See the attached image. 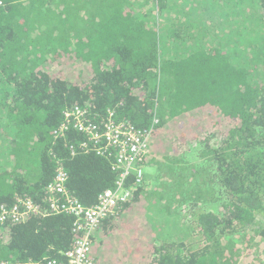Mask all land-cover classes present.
Masks as SVG:
<instances>
[{
    "label": "trees",
    "instance_id": "trees-1",
    "mask_svg": "<svg viewBox=\"0 0 264 264\" xmlns=\"http://www.w3.org/2000/svg\"><path fill=\"white\" fill-rule=\"evenodd\" d=\"M171 1L0 0V209L30 198L39 210L0 222V263L65 264L62 252L84 235L72 217L48 209L57 167L85 208L115 190L112 149L84 151L72 130L54 135L63 110L80 107L98 130L111 112L146 132L152 158L143 171L157 166L149 182L127 174L126 200L89 232L93 264H264V86L255 79L264 67V0L207 4L235 38L211 36L193 0L177 4L183 20H174ZM191 143L188 165L176 155ZM187 177L188 201L180 191ZM156 201L172 203L166 214L186 203L185 236L159 241L149 225Z\"/></svg>",
    "mask_w": 264,
    "mask_h": 264
},
{
    "label": "built area",
    "instance_id": "built-area-1",
    "mask_svg": "<svg viewBox=\"0 0 264 264\" xmlns=\"http://www.w3.org/2000/svg\"><path fill=\"white\" fill-rule=\"evenodd\" d=\"M69 130L84 136L85 140L80 144L84 151L92 148L99 154L103 150L112 149L115 153L113 169L121 172L115 190L104 192L99 197L97 204L88 208L73 202L67 195L65 188L67 177L62 167L55 169L53 181L45 188L50 214L72 217L75 230L84 233L73 241L69 249L62 252L66 260L65 264H93L89 232L96 228L104 217L111 214L120 201L126 200L127 191L123 189L122 183L127 174L134 175L137 182L143 180L145 172L142 166L151 160L152 154L147 144V133L117 121L111 112L102 122L101 129L98 130L89 120L87 109L67 108L62 112L61 121L54 131V135L60 137ZM99 142L102 144L101 147H97ZM16 201L17 203L12 208L2 207L0 209V222L11 220L17 223L32 214H39L38 208L30 198L17 199ZM27 264L34 263L28 262ZM41 264L61 263L46 261Z\"/></svg>",
    "mask_w": 264,
    "mask_h": 264
},
{
    "label": "rangeland",
    "instance_id": "rangeland-1",
    "mask_svg": "<svg viewBox=\"0 0 264 264\" xmlns=\"http://www.w3.org/2000/svg\"><path fill=\"white\" fill-rule=\"evenodd\" d=\"M149 1L153 2V0H149ZM181 1L182 0H175V2H174L172 0L171 1L172 6L167 10L169 12L170 16L172 18L174 17V20L175 19L183 20V18L179 14V8H178L179 6L177 5ZM193 1L202 7V11L200 13L199 18L201 19L202 16L204 17L205 25H206L205 29H207L209 31L211 36L213 34H216L217 38H221V37H225V36L227 38H235L238 36V35H235V33L238 32L237 30L231 31L230 28L222 25L219 21H215V19L212 18V16L216 18L217 9L207 7V4L209 2H212L211 0H193ZM217 1H219V0H217ZM142 4H143L144 8L147 7L148 10H152V4L145 5V3L143 1H142ZM197 12L198 11L196 9L193 12H191V10H190L189 12H187L186 17L188 19H190L192 16H195V14ZM165 13L163 14L164 17H162L160 15V25L161 26L163 24L164 18L166 17ZM212 19L215 21L216 29L213 27H210V30H209L208 29L209 23H211ZM232 25L243 26V27L245 26L244 24H240L239 20L233 21ZM193 29L194 28H192V32H193ZM245 33L252 34V38H254L253 32H246V30H245ZM208 40H210V39H208ZM187 44H189V43H187ZM189 45L191 46V45H198V44H197L196 40L195 41L192 40V42ZM182 48L183 47L178 48L175 46V48L173 49L174 54L180 53L182 51ZM242 49H243V47H242ZM258 59H259L258 63L263 64L262 63V54L259 56ZM258 69H260V71H258V76H256L255 79L259 84L264 86V67H262V69H261V67L259 66ZM192 147H193V149L191 150ZM196 148H197L196 145H194L192 143L188 144L186 147H184L182 149V151L178 155H176V157H178L182 161V163L187 162V163H189L188 165H190V164L192 165V163L196 162V158H195L196 152L194 151ZM190 151L192 153L189 155ZM181 156H183V157H181ZM192 158H195V162L192 160ZM151 163L152 162H150V164ZM167 164L176 165L175 163L164 162V165H167ZM180 164H181V162H180ZM156 169H157L156 165H153L152 167L150 166V168L148 166V169L145 171L146 179L148 182L155 178V176L157 174ZM191 180H192V178H188L187 184L184 186V184L182 183L180 186V187H182L180 189V191L182 192L185 200H187V201L190 198L189 193L191 192V189L188 188V186H189V183L191 182ZM166 181H168L170 183V179H168ZM175 182L179 183V182H182V180L177 178V179H175ZM171 196L173 197V193L168 190V200L170 199ZM156 202H157V205L155 207H152V213L150 215L151 216V220H150L151 223L149 225H153V227L156 229L159 228L158 231L162 232V233L157 232L158 238H160L161 240H159L157 237H155V239L157 238L159 241H162V240H169V241L175 240V241H177L179 238H182L183 236H185V234L187 233L188 227H189L188 226L189 216L187 215L189 207L186 206V203L181 205L180 207L177 205V207H178L177 209H175V210L172 209V212L170 214H166V213H164L165 210H163V208H166L167 206L172 208L173 207L171 205L172 203H168L166 201H164V202L163 201L162 202L156 201ZM188 204H191V202L187 203V205ZM158 211H160L159 215H157ZM184 214L186 215V217L184 216ZM147 216H148V214H147ZM188 232H189V230H188Z\"/></svg>",
    "mask_w": 264,
    "mask_h": 264
},
{
    "label": "bare ground",
    "instance_id": "bare-ground-1",
    "mask_svg": "<svg viewBox=\"0 0 264 264\" xmlns=\"http://www.w3.org/2000/svg\"><path fill=\"white\" fill-rule=\"evenodd\" d=\"M145 177H146V175H145ZM145 177H144V178H145ZM66 181H67V180H66ZM65 183H66V182H65ZM88 238H89V234H88ZM89 240H90V238H89Z\"/></svg>",
    "mask_w": 264,
    "mask_h": 264
},
{
    "label": "clouds",
    "instance_id": "clouds-1",
    "mask_svg": "<svg viewBox=\"0 0 264 264\" xmlns=\"http://www.w3.org/2000/svg\"><path fill=\"white\" fill-rule=\"evenodd\" d=\"M61 121V120H60ZM60 123V122H59ZM59 123H58V125H59Z\"/></svg>",
    "mask_w": 264,
    "mask_h": 264
}]
</instances>
